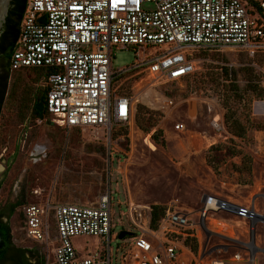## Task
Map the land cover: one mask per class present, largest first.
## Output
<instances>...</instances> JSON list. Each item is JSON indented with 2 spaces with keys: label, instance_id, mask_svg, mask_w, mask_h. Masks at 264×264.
Here are the masks:
<instances>
[{
  "label": "built area",
  "instance_id": "obj_1",
  "mask_svg": "<svg viewBox=\"0 0 264 264\" xmlns=\"http://www.w3.org/2000/svg\"><path fill=\"white\" fill-rule=\"evenodd\" d=\"M127 47L136 48L135 63L115 70L113 49ZM200 50L244 51L264 72V0H29L12 67L47 69L48 108L64 129L102 128L111 138L114 127L130 125L136 111L134 98L119 90L122 75L143 74L142 90L155 92V104L174 108L162 86L194 74V53ZM212 126L216 132L228 131L223 112L217 113ZM185 128L184 123L176 125L177 130ZM202 200L197 211L167 208L153 229L151 214L144 213L148 207L129 197L130 220L141 234H116L109 187L92 204H24L22 231L45 243L48 252L53 250L56 264H258L259 257L264 261V192L252 193L246 202L218 193L204 194ZM218 214L232 217L225 220ZM208 221L214 227L241 230L247 238H231L239 245L233 259L219 255L234 245L196 253L186 243L200 234L208 239L218 235ZM200 225L205 233L198 230ZM78 236H95L99 245L83 254L74 244ZM117 239L115 253L112 242Z\"/></svg>",
  "mask_w": 264,
  "mask_h": 264
},
{
  "label": "rangeland",
  "instance_id": "obj_2",
  "mask_svg": "<svg viewBox=\"0 0 264 264\" xmlns=\"http://www.w3.org/2000/svg\"><path fill=\"white\" fill-rule=\"evenodd\" d=\"M137 57L134 47L114 48L113 68L122 70L131 66ZM194 59L197 62L194 74L162 86V93L174 100V108L162 107L161 102L155 104V92L142 90L143 74L127 73L119 79L120 92L134 98L136 111L138 104H143L158 112L159 121L148 132L136 124V111L133 122L128 126H115L111 138L102 128L68 131L55 121L54 115H51L52 123L31 122L30 119L20 123L13 113L6 114L4 121H0L6 140L0 156V184L3 183L0 201L18 202L24 197V204L43 203L49 198L92 204L111 187L115 233L126 231L139 235L141 230L130 220L129 197L147 206L144 213L150 214L153 204L197 211L203 207L202 198L207 193L246 202L252 193L264 192V114H257L254 109L255 103L264 101V97L248 94L254 99L250 117L263 124L261 129L251 128L246 137L239 138L229 131L216 132L212 126L217 113L223 112L224 117L226 113L223 100L230 81L225 79L222 67L232 68L241 88L246 89V67H254L253 61L246 52L233 50H200L194 53ZM254 70L263 85L264 72L256 67ZM239 105V111L245 113L244 107ZM178 123H184L185 130H177ZM125 128L128 135H114ZM159 129L163 133L156 141L153 134ZM213 146H218V150ZM244 155L253 160L251 174L239 169ZM208 156L219 167L218 171L208 164ZM17 211L12 218L15 242L23 246L34 244L20 229L22 207ZM192 216L199 220L198 214ZM217 217L229 220L232 215L218 214ZM207 223L219 234L209 239L202 237L200 246L209 249L234 245L228 253L219 255L233 259L239 245L231 238L242 242L247 238L241 230L229 231L214 227L211 221ZM52 230L55 236V225ZM198 230L205 233L201 225ZM258 234H262L260 225ZM118 243L119 239L112 242L115 253ZM74 244L85 254L99 245V239L78 236ZM258 264H264L261 257Z\"/></svg>",
  "mask_w": 264,
  "mask_h": 264
},
{
  "label": "trees",
  "instance_id": "obj_3",
  "mask_svg": "<svg viewBox=\"0 0 264 264\" xmlns=\"http://www.w3.org/2000/svg\"><path fill=\"white\" fill-rule=\"evenodd\" d=\"M29 0H12L11 8L5 22L2 35L0 36V121H4L6 114L13 113L18 122L24 123L28 119L31 122L46 120L52 123V113L48 108L49 86L41 84L47 78V69L44 67H24L13 69L12 57L16 49L17 41L21 33V25ZM260 63H264L260 60ZM223 75L230 81L229 89L223 100V106L226 108L225 123L228 131L235 137L244 138L251 128L261 129L263 124L250 117L253 96L250 93H256L258 97H264V86L261 78L254 70V67L247 66L246 79L248 81L246 89L241 88L237 73L228 66H223ZM45 79V80H44ZM239 104L244 107L245 113L240 112ZM158 112L153 111L143 104H138L136 111V124L143 131L148 132L151 127L157 125L159 118ZM4 127L0 125V156L5 148L6 140L4 137ZM162 130H157L153 137L159 141ZM128 135V128L118 130L115 136ZM164 143V141H163ZM218 150V146H213ZM208 164L218 171L219 167L212 163L210 157H207ZM252 158L244 155L240 170L251 174L253 172ZM3 183L0 184V188ZM2 201H0L1 203ZM25 199L22 197L13 204L12 210L8 214L9 221H4V213L0 212V264H34L27 257V249L14 244L12 230V218L18 213V208L24 205ZM167 207L161 204L151 206V227L156 229L159 225L162 215ZM23 213V212H22ZM23 216V214H22ZM188 244H192L195 251L199 250L200 243L198 239H187ZM12 251L10 261L8 254ZM8 261V262H7ZM36 264H46V259H38Z\"/></svg>",
  "mask_w": 264,
  "mask_h": 264
},
{
  "label": "crops",
  "instance_id": "obj_4",
  "mask_svg": "<svg viewBox=\"0 0 264 264\" xmlns=\"http://www.w3.org/2000/svg\"><path fill=\"white\" fill-rule=\"evenodd\" d=\"M45 80V79H44ZM42 84H46V80L42 82ZM133 122V121H132ZM79 130V129H78ZM47 201H51L53 204H59V203H78V204H84L83 202H68V201H56L54 199H48ZM45 201V202H47ZM97 202V201H96ZM95 202V203H96ZM44 203V202H43ZM189 211H193V210H189ZM150 214H151V211H150ZM23 222V221H22ZM21 229V232L22 234L24 235V237L28 240H30L31 242H34V244H31V245H28V246H23V245H18L15 240H14V244L16 246H19V247H24L25 249L29 250L27 251L26 255L27 257L30 259V261L34 264L37 263L38 259H42V258H45L46 259V264H56L55 263V254H54V251L53 250H50L49 252L47 251V248H46V245L45 243L43 242H38V241H33L31 239H29L25 234L24 232L22 231V226L20 227ZM202 237H205L203 235H199V237L195 238V239H198L199 243L202 239ZM187 243V242H186ZM188 244V243H187ZM192 246V244H190ZM189 246V244H188ZM189 246V247H191ZM193 247V246H192ZM203 249V247H199V250L198 251H195L194 248L193 250L196 252V253H199L201 250Z\"/></svg>",
  "mask_w": 264,
  "mask_h": 264
},
{
  "label": "water",
  "instance_id": "obj_5",
  "mask_svg": "<svg viewBox=\"0 0 264 264\" xmlns=\"http://www.w3.org/2000/svg\"><path fill=\"white\" fill-rule=\"evenodd\" d=\"M12 0H0V36L2 35V31L7 20V16L9 14L11 8ZM126 232L121 234V238H125ZM210 237V235H209ZM2 240V236L0 234V241ZM220 246H215V248Z\"/></svg>",
  "mask_w": 264,
  "mask_h": 264
},
{
  "label": "flooded vegetation",
  "instance_id": "obj_6",
  "mask_svg": "<svg viewBox=\"0 0 264 264\" xmlns=\"http://www.w3.org/2000/svg\"><path fill=\"white\" fill-rule=\"evenodd\" d=\"M16 202H10V201L8 202L7 201V202L0 203V212H3L4 213V217H3L4 218V221H6V222L9 221L8 214L12 210L13 204H15ZM11 255H12V251H10L9 254H8V257H9V260L8 261H10V256ZM8 263H6V264H8Z\"/></svg>",
  "mask_w": 264,
  "mask_h": 264
},
{
  "label": "bare ground",
  "instance_id": "obj_7",
  "mask_svg": "<svg viewBox=\"0 0 264 264\" xmlns=\"http://www.w3.org/2000/svg\"><path fill=\"white\" fill-rule=\"evenodd\" d=\"M255 112L257 114H264V101L263 102H256L254 106ZM154 148V147H153ZM147 207V206H146Z\"/></svg>",
  "mask_w": 264,
  "mask_h": 264
}]
</instances>
